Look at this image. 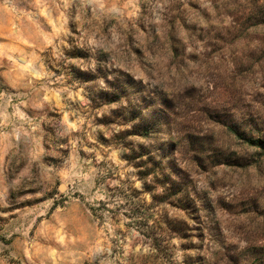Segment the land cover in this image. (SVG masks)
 Segmentation results:
<instances>
[{
  "label": "rangeland",
  "instance_id": "obj_1",
  "mask_svg": "<svg viewBox=\"0 0 264 264\" xmlns=\"http://www.w3.org/2000/svg\"><path fill=\"white\" fill-rule=\"evenodd\" d=\"M0 264H264V0H0Z\"/></svg>",
  "mask_w": 264,
  "mask_h": 264
},
{
  "label": "trees",
  "instance_id": "obj_2",
  "mask_svg": "<svg viewBox=\"0 0 264 264\" xmlns=\"http://www.w3.org/2000/svg\"><path fill=\"white\" fill-rule=\"evenodd\" d=\"M260 140H255V143H257V142H259ZM125 157H127L126 155H125ZM128 158V157H127Z\"/></svg>",
  "mask_w": 264,
  "mask_h": 264
},
{
  "label": "water",
  "instance_id": "obj_3",
  "mask_svg": "<svg viewBox=\"0 0 264 264\" xmlns=\"http://www.w3.org/2000/svg\"><path fill=\"white\" fill-rule=\"evenodd\" d=\"M60 187H62V186H60Z\"/></svg>",
  "mask_w": 264,
  "mask_h": 264
}]
</instances>
